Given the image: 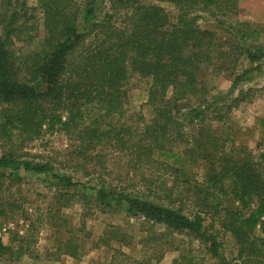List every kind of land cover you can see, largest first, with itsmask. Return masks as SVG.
Returning <instances> with one entry per match:
<instances>
[{
	"label": "trees",
	"instance_id": "1",
	"mask_svg": "<svg viewBox=\"0 0 264 264\" xmlns=\"http://www.w3.org/2000/svg\"><path fill=\"white\" fill-rule=\"evenodd\" d=\"M103 1L111 10L122 11L120 25L110 15L98 19L97 2ZM156 1L177 9L174 22L159 5L136 0H38L35 10L40 14L42 36L25 51L18 43L29 44L35 38L34 27L18 21L21 17L17 12L9 14L7 0L5 11L0 13V146L14 137L25 144L59 132L77 140L82 154L105 140L112 151L126 158L127 173L137 177L142 186L166 176L180 191L174 198L172 190L166 188L161 197L149 198L140 192H118L102 183L92 189L96 206L112 208V202L124 205L128 217L160 227L167 239L185 236L197 240L212 258L217 257V233H208L203 221L211 211L219 214V205L212 200L216 192L225 193L227 183L242 210L251 203L256 205L246 216L226 209L219 218V227L235 242L232 260L264 264V155L255 157L212 129V122L225 124L227 114L248 100L251 90L212 104L208 88L198 79L204 67L216 69L214 62L236 68L242 55L250 64H264V50L244 49L241 54L233 36L220 38L197 24L195 12L213 10L222 17L232 15L237 12V0ZM78 20L88 26L81 32L76 27ZM245 31H240V40L255 38L254 33ZM232 56H236L233 61ZM249 71L234 73L231 85L235 87ZM133 75L149 83L145 104L151 118L142 133L109 121L121 115L125 86ZM177 104L185 106V113H177ZM186 126H191L193 133ZM194 166L202 170V180L193 177L190 170ZM0 169L16 173H0V178L14 177L13 182L20 180L17 173L23 169L32 175L50 172L63 188L73 185L70 177L52 173L47 164L23 161L9 147L0 156ZM143 176H148L149 182ZM2 188L0 183V228L2 220L17 212V205L2 195ZM182 200L189 203L188 210ZM115 233L121 234L118 227L113 228L111 237H116ZM118 242L128 245L125 235ZM60 246L61 254L72 259L88 250L72 238ZM10 250L0 241V255ZM182 259L172 264L194 263Z\"/></svg>",
	"mask_w": 264,
	"mask_h": 264
},
{
	"label": "rangeland",
	"instance_id": "2",
	"mask_svg": "<svg viewBox=\"0 0 264 264\" xmlns=\"http://www.w3.org/2000/svg\"><path fill=\"white\" fill-rule=\"evenodd\" d=\"M6 1L0 0V13L5 11L8 4ZM136 1L143 5H159L171 22L175 21L178 14L177 9L168 3H158L156 0ZM37 2L38 0H9V14L17 12L21 17L18 21L24 20L34 27L32 35L35 38L27 45L18 43L25 51L42 36L40 14L38 9L35 10ZM237 3V12L223 17L213 10L195 12L197 24L214 31L220 38L233 36L241 54L244 49L264 50V0H237ZM109 7L105 1L97 2L98 19L102 20L104 15H110L112 21L120 25L123 21L122 11L111 10ZM28 18L31 19L27 20ZM76 27L81 32L88 26L78 20ZM245 30H248L247 33H254L255 38L240 40V33L246 32ZM235 58L236 56H232L230 59L233 61ZM213 65L216 66L215 70L208 66L198 74V79L209 90V103L215 104L216 100L222 104V100L233 98L240 91L251 90L248 100L239 103L227 114L225 124L212 122L214 134L233 141L236 146L245 147L255 157L264 155V64L262 61L250 64L245 55H242L234 69L231 64L214 62ZM245 70L250 71L233 87L231 82L234 73L239 74ZM148 88L147 80L137 75L131 76L125 86L124 108L121 115L109 119L111 124L127 126L134 133H142L144 125L151 118V110L145 104ZM1 107L0 104V110ZM176 109L179 115L186 111L183 104H177ZM185 129L193 133L191 126H186ZM20 142L14 137L10 142L12 144L0 146V156L3 149L9 147L23 161L47 164L52 168V173L70 177L73 185L63 188L62 184L50 177V172L32 175L23 169L17 173L19 181L13 182L14 177L0 178V183L3 184L2 195L13 199L17 205V212L11 218L2 220L0 241L11 247V250L0 255V264H136L141 261L148 264H172L180 257H183V262L194 261L193 264H239L232 260L236 255L233 237L221 230L219 218L226 209L246 216L256 209V205L251 203L248 209L242 210L240 203L232 198L229 184L224 185L225 193L216 192L212 200L219 205L216 209L219 214L211 211L203 221V227L208 233H217V257L212 258L197 240L185 236L167 239L160 227L142 224L139 220L128 217L124 212V205L116 206L112 202V208H103L97 207L93 201L92 189L102 183L118 192H140L144 197L150 195L149 198L161 197L163 189L170 188L176 198L180 190L172 186L171 178L161 177L157 183L142 186V183L137 182V177L127 173L126 158L112 151L105 140L93 151L88 150L82 154L77 140L59 132L46 133L39 140L30 143ZM190 171L195 179L202 180V170L198 166ZM1 172L5 176L16 174L10 169H0ZM143 178L149 182L148 176ZM181 203L186 210L189 209L190 205L186 200ZM262 220L264 221V217ZM114 227H118L121 234L115 233L116 237H111ZM122 235H125L128 245L118 242ZM70 238L88 249L78 259L61 254V242ZM101 239H105L106 243ZM145 240L146 243L143 242Z\"/></svg>",
	"mask_w": 264,
	"mask_h": 264
}]
</instances>
